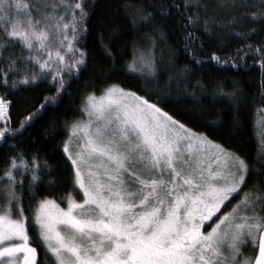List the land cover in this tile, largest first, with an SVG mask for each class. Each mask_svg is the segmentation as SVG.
Here are the masks:
<instances>
[{"label":"snow or ice","instance_id":"1","mask_svg":"<svg viewBox=\"0 0 264 264\" xmlns=\"http://www.w3.org/2000/svg\"><path fill=\"white\" fill-rule=\"evenodd\" d=\"M94 5L95 0H0V88L5 90L0 93V264H264V0L126 4L135 10L131 28L151 33L147 49L134 42L123 71L137 82L128 89L107 85L99 97L88 92L79 109L86 119L51 115L41 139L55 141L52 149L42 153L36 140L37 146L27 149L24 130L44 109L57 107L87 67L82 40ZM106 16L99 21L98 39L113 64L107 71L94 68L84 89H95L96 80L120 71L104 44L105 31L118 43L129 24L112 25ZM242 20L250 26L238 30ZM169 36L183 41L182 51L192 61L174 74L159 67L166 63L160 43ZM206 44L216 49L210 55ZM175 58L172 52L169 62ZM252 66L260 71L261 104L253 124L257 154L250 162L237 148L245 143L240 113L250 94L241 77L230 73ZM204 72L207 76H197ZM164 74L167 81L161 80ZM45 81L46 91L55 87V93L33 110L23 109L27 114L14 127L12 101L4 97ZM225 101L231 108L227 128L222 117L206 119L207 105ZM177 116L199 118L231 146L194 131ZM49 151H61L67 169L63 182L71 190L59 197L67 207L48 195L61 185L59 164L45 158ZM251 177L256 179L249 183Z\"/></svg>","mask_w":264,"mask_h":264},{"label":"trees","instance_id":"2","mask_svg":"<svg viewBox=\"0 0 264 264\" xmlns=\"http://www.w3.org/2000/svg\"><path fill=\"white\" fill-rule=\"evenodd\" d=\"M142 2V0H95L94 11L91 13V19L88 20L89 33L82 40L83 45L87 48L88 57H87V67L83 68L81 73L79 74V79H73L70 82L69 92L75 94L73 97L69 96V92H65L63 98L60 100L59 105L57 107H47L43 110V114L37 119L31 126V128H26L24 130V144L23 147L27 149H33L37 145L32 143L33 140L37 141V144L41 147L42 153L45 150H51L55 141L42 140L41 134L42 129L45 122L49 119V117L53 114H59L62 119H75L82 118V114L80 112V105L82 101V97L86 95L88 92L94 91L95 95L101 94V89L110 84H118L120 87L128 89L132 87V84L137 82L132 77H127L123 74L125 65L128 61L132 60L133 50H134V42H139L145 49L149 46L151 33L148 29H139L134 30L130 26V21L132 15L134 14V9L131 7L125 8L127 5H138ZM249 2H253V0H249ZM91 3V0H89ZM106 14H110L109 22L112 25H120L124 23L129 24V30L126 36L123 39L119 40L118 43L110 42L108 40L107 32L105 31L104 44L108 45L113 52V56L116 57L114 63L120 69V71L113 72L108 80L99 81L96 80L97 87L95 89L88 88L84 89L83 84L87 80L92 82L94 77L90 75L94 68H103L105 71L108 70L109 66L113 64V60L105 59V55L103 49L101 47L100 41L98 39L99 33L102 31L99 21L101 19H109ZM249 22L247 20H242L239 23L238 30L248 28ZM227 30H225L226 32ZM232 47L236 46V43L233 42ZM160 47L165 49V55L163 57L166 63L161 64L160 70L168 69L173 74L179 69L181 66L185 64H191L192 61L187 56V54L183 53V41L178 40L176 36H169L168 40L160 43ZM208 54L210 55L212 51H215L214 46L205 45ZM159 48L154 49V51L159 55ZM172 52H175L178 58H175L169 62V56ZM252 58L249 57V60ZM212 63L209 62L208 67H211ZM232 75L240 76L242 79V84L247 93H249L248 103L241 110L240 116L244 125L245 131L242 136L245 140V143L242 147L237 146V148L246 153L250 162L254 161V158L257 154V137L255 135L253 124L257 121L259 114L257 113V108L260 106V88H261V77L258 66H252L250 70L245 69L243 71L239 69H233L231 71ZM204 75L207 76V72L197 73V76ZM168 75L164 74L161 77L162 81H167ZM193 79H196V76H193ZM49 86L47 81L38 82L32 84L30 86H23L19 92H10L9 95L5 96V99H9L12 101L11 105V118L14 121L13 126H18L20 119L23 118L27 113L23 111V109L27 108L29 111L33 110L34 107L39 106L40 102L44 100L45 96H51L55 93V87H51L49 90ZM133 90H136L133 88ZM3 88H0V93L4 92ZM176 89H173V95L176 93ZM140 95H144L143 92L139 93ZM69 99H73V103L69 106ZM191 98H189L186 103L191 104ZM209 108L211 115L206 117L208 120H214L216 117H222L225 124V128L228 126V122L231 117V108L229 104L225 101L220 104L215 105L214 107L211 105H207ZM167 110V109H166ZM178 119H182V122L187 125V127L192 128L196 132H204L207 133L211 139L216 140L221 143H225L226 147H230L226 142V138L222 136L213 135L208 128L202 126L199 123V118H193L192 120L183 119L177 116ZM2 126V125H0ZM31 135H28V134ZM17 140L20 137L16 138ZM58 139H62L58 137ZM11 141V137H9V141ZM2 151V150H0ZM50 164L54 166L59 164L57 168V172L61 174V185L52 189L48 195L52 196V198L56 199L60 205H65V201L61 202L59 197L68 193L71 189L70 186L66 185L63 181L67 175L66 166L61 161V151H49V154L45 157ZM3 159L0 158V167H3ZM254 167H259L258 164H253ZM55 175V173H53ZM256 177H251L249 179V183L252 182ZM75 195V193L73 194ZM81 194L76 196V199H80ZM240 197H236L232 200V204H235ZM231 205L228 208H225L224 211H228ZM31 216V213H27ZM30 235L34 238L37 235V231L35 229L30 230ZM43 253L41 252V255Z\"/></svg>","mask_w":264,"mask_h":264},{"label":"rangeland","instance_id":"3","mask_svg":"<svg viewBox=\"0 0 264 264\" xmlns=\"http://www.w3.org/2000/svg\"><path fill=\"white\" fill-rule=\"evenodd\" d=\"M101 95V94H100ZM100 95H96L97 97H99ZM87 117H84V116H82V118L81 119H86ZM258 119H259V117H258ZM257 119V120H258ZM80 199H82V193H81V198ZM58 203V202H57ZM61 207H67V202L65 201V205H60ZM215 221H213V223H214ZM211 225H209V227H210ZM206 230V229H205Z\"/></svg>","mask_w":264,"mask_h":264}]
</instances>
